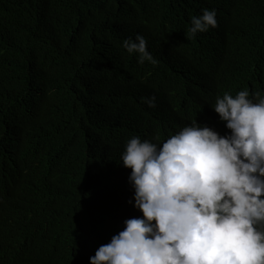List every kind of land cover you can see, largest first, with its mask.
Masks as SVG:
<instances>
[{"label": "clouds", "instance_id": "1", "mask_svg": "<svg viewBox=\"0 0 264 264\" xmlns=\"http://www.w3.org/2000/svg\"><path fill=\"white\" fill-rule=\"evenodd\" d=\"M239 9L191 18L188 32L205 35L201 68L175 66L163 81H173L168 99L199 113L157 143L140 132L124 140L114 162L124 210L109 223L89 208L78 234L92 177L45 162L0 123V264H264V23ZM123 47L156 63L141 34ZM47 72L36 69L20 110L45 111ZM142 100L157 106L154 95Z\"/></svg>", "mask_w": 264, "mask_h": 264}, {"label": "trees", "instance_id": "2", "mask_svg": "<svg viewBox=\"0 0 264 264\" xmlns=\"http://www.w3.org/2000/svg\"><path fill=\"white\" fill-rule=\"evenodd\" d=\"M205 8H240L250 22L264 23V0H0V123L40 146L45 162L92 177L78 234L89 208L105 223L124 210L114 197L125 192L114 163L124 140L140 132L157 143L199 113L168 99L173 81L163 78L175 66L201 68L205 35L188 29ZM136 34L146 38L155 64H139L123 47ZM37 68L48 71L46 109L20 110L15 102L33 93ZM152 95L157 106L148 108L142 97ZM77 211L73 206V218ZM6 213L4 203L0 235Z\"/></svg>", "mask_w": 264, "mask_h": 264}]
</instances>
